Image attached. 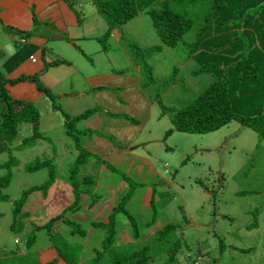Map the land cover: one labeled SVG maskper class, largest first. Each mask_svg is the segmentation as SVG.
Instances as JSON below:
<instances>
[{"label":"rangeland","instance_id":"obj_1","mask_svg":"<svg viewBox=\"0 0 264 264\" xmlns=\"http://www.w3.org/2000/svg\"><path fill=\"white\" fill-rule=\"evenodd\" d=\"M57 3L60 2L47 5L39 13L34 10L29 16V27L23 26L27 31L1 18L0 72L8 79L37 76L53 93V102L71 117L98 106V101L103 104L102 94L110 93L113 101L120 95L133 94L135 82V98L137 88L146 94L153 118L145 126L130 120L127 128L122 126L125 121L119 120L115 122L119 128L109 129L102 122L103 113L96 112L77 123L73 134L77 137V132H81L78 138L85 150L81 153L84 161L71 177L80 149L67 135L60 110L51 108V101L36 88L34 80L8 82L5 89L9 95L32 102L38 109V128L45 139H37L24 149H11L17 162L11 166L9 185L2 188L7 198L0 201V264L48 261L47 252H41L50 247L49 234L36 227L55 216L59 220L52 229V234L56 232L54 240L78 264H124V259L128 264L135 252H144L146 257L150 254L149 264H164L171 256L172 264H187L196 255L203 256L202 264L264 263V137L238 120L213 132L174 130L165 136L172 125L173 111L193 102L213 79L207 72L193 73L199 64L187 57L205 16V2L172 3L178 14L195 20L184 35L185 41L175 47L159 41L151 18L143 13L100 39L107 24L97 11L95 0L64 3L80 12L79 29L62 24L70 19L66 18L68 12L63 16L62 11L56 10ZM64 28L69 33L62 32ZM52 30L60 36L50 35ZM103 44L107 49H103ZM153 44H160L161 51L141 57L133 51L136 46L147 48ZM30 55L35 62L29 59ZM55 58L67 63L46 66L45 62ZM157 58L161 63H155ZM143 61L155 64V69L146 71ZM134 104L137 108L143 106L140 99ZM157 117L162 120L160 124L155 123ZM30 131L31 125L20 124L15 139ZM36 157L52 160L54 183L44 198L41 191L31 193L15 216L14 201L20 198L21 191L48 179L46 167L24 170ZM7 158L8 154L0 149V163ZM5 173V169H0V176ZM72 179L77 183L76 190ZM146 190L152 192L151 206L145 205ZM129 192L132 197L126 208L136 224L131 226L125 217L130 227L128 238L126 230L118 226L123 215L116 214L112 252H102L101 260L96 261L95 251L103 250L102 240L112 231L104 223L111 219L113 201L117 198V204ZM126 220L121 222L126 224ZM166 224L174 228L162 236L153 235ZM31 232L36 241L26 249L25 240ZM189 254L191 257H187ZM109 256L125 258L117 261ZM56 264L62 263L58 260Z\"/></svg>","mask_w":264,"mask_h":264},{"label":"trees","instance_id":"obj_2","mask_svg":"<svg viewBox=\"0 0 264 264\" xmlns=\"http://www.w3.org/2000/svg\"><path fill=\"white\" fill-rule=\"evenodd\" d=\"M202 1L206 5L205 16L201 18L198 34L192 41L193 48L188 51L187 57L199 64L192 71L193 73L207 72L213 75V79L193 102L173 111L171 115L172 126L166 130L165 136L167 137L174 130L187 133L213 132L232 120H238L241 124L256 131L260 137H264V0ZM173 2L174 0H103L99 2L95 0L96 9L99 13L101 12L100 14L107 24L105 33L100 39H103L105 35L109 36L113 29L125 25L136 15L143 13L151 18L152 28L161 43L167 44V47H175L179 43H183L185 41L184 35L190 30L195 20L190 16L185 17L174 11L172 9ZM75 14L77 21L80 20L78 15L80 12L75 11ZM134 44L131 46H135ZM139 47L136 46L133 51L139 53L140 57L144 56L145 53L150 55L161 51L162 48L160 44H153L147 48L141 45ZM103 49H107L106 44H103ZM41 53L44 54V50ZM45 63L48 67H55L58 64L67 63V61L55 58ZM155 63L161 62L157 58ZM142 65L146 71L155 69V64L150 65L147 61H143ZM180 66L182 67L183 64ZM173 71H176V68ZM150 76V74L147 75L146 79H149ZM22 79L34 80L36 88L51 101V108L60 110L67 135L73 138L74 144L80 149L71 169V177L74 176L75 169L83 163L84 159L81 153L85 151L79 143L78 134L81 132H77V137L73 134L76 131V124L88 120L97 111L102 110L101 106L87 108L82 113L71 117L61 109L59 103L53 102L55 99L53 93L49 87L40 83L37 76L20 75L17 78L8 79L0 72V149L8 154L7 160L0 163V169L6 170L5 175L0 176V201L7 198V194L2 192V188L9 185L12 178L11 166L17 162L16 158L11 156V149H24L34 145L37 139H45L38 128V109L32 102L13 98L5 89L8 82L13 83ZM23 123L31 125L30 133L15 139L18 136L19 126ZM43 167L48 168L47 181L21 191L20 198L14 201L15 216L31 193L41 191L42 197H46L48 188L55 180L52 160L47 157H36L24 166V170L31 172ZM73 181L72 179L71 184L76 190L77 183ZM131 197V192H129L117 201L111 210V219H108L109 221L104 224L110 225L112 229L116 222V214L119 213L123 215V218L129 219L131 226H135V218L130 215L126 208ZM78 206L77 204L74 208L77 209ZM58 220L59 216H55L43 226L36 227L37 230L46 229L49 234L50 245L57 251L56 258L42 264H56L59 259H62L66 264H78L71 258L70 254L64 253L62 247L54 240L56 232L54 231L52 234V229ZM95 224L102 225L101 223ZM57 228L58 226H56ZM171 228H174L172 224H166L162 229L156 230L153 235L160 233L159 236H162ZM114 236L115 232L112 229L103 238V250L95 251L96 261L101 260L102 252L106 250H109V253L112 252L110 247L113 244ZM35 241L36 237L31 232L25 240L26 249L33 246ZM79 245L80 255L82 245L80 243ZM220 246L221 249L224 247L223 242L220 243ZM131 255L128 262L133 264H149L151 258L150 254L146 257L144 252H135ZM187 257H191V254ZM111 258L122 261L125 257L123 259L121 257ZM202 259V255H196L187 264H202ZM172 260L171 256L164 264H172ZM123 262L127 264L125 259Z\"/></svg>","mask_w":264,"mask_h":264},{"label":"crops","instance_id":"obj_3","mask_svg":"<svg viewBox=\"0 0 264 264\" xmlns=\"http://www.w3.org/2000/svg\"><path fill=\"white\" fill-rule=\"evenodd\" d=\"M42 2H44V3L41 4ZM54 2H60V3L56 4L57 5L56 10L62 11L64 13L63 16H66L65 12H68L66 18L68 17L70 20L67 22H63L62 24L64 25L65 23H67L66 27L71 26V28L75 27L76 29L77 28L79 29L80 24L78 23L77 19H75V16L73 13L76 10L73 7H69L67 4H64L65 2H67V0H40V2H39V0H0V22L2 23V21H3L6 23L10 22L12 24H18V29L23 30V31H27L26 29H28V28L23 29V26L29 27V25H30V20H29L30 14L31 15L34 14L33 13L34 10H36V12L39 13L41 10L44 9V7H46L47 5L54 3ZM61 2H63V4ZM25 17H28L27 20H24ZM77 25H78V27H77ZM62 32L67 33L68 31L66 30V28H64L62 30ZM50 33H51L50 35H53L56 37L60 36V33H54L53 30L50 31ZM164 49H167L166 46ZM41 52H42V50H41ZM109 85L112 87L117 86L115 84H109ZM123 85H124V83H123ZM97 87H99V86H97ZM132 87L134 90L133 94L126 95V96L120 95L116 98L115 101H113V96L110 95V93H107V95L102 94L101 99H104L103 104H101L98 101V106H102V108H104V110L97 111V113H103L101 116L102 122L106 123L107 128H109V129L119 128L118 125L115 124V122H117L119 120L125 121L122 124V126L124 128L128 127V126H126V124H128L130 120H133V121L135 120L138 122V124L144 125V126L148 120H149V122L152 121L153 116H150V109H148V103H150V100L147 99L148 97L146 96L145 93L141 94L140 89H138V88H137V92H139V93H137V98H135V95H136V93H135L136 83L135 82H134V85ZM139 99L143 102L142 108H137L134 104L135 100H139ZM112 106H114V107H112ZM130 115H132V117ZM105 119H106V121H105ZM156 119L157 120L155 123L160 124V122L162 120H160L159 117H157ZM140 121H141V123H139ZM126 151H128V150H125V152ZM125 152H124V154H125ZM151 193L152 192H150L149 190H146V192H145V199H146L145 205H147V206L152 205L151 204L152 201L150 199ZM116 199L113 201V207L115 206L114 202L116 201ZM110 203L112 204V202H110ZM86 207H90V205H87ZM124 219L126 220V218H121V221ZM121 221L118 222L119 223L118 226H119V228H122V230L123 229L126 230V234L128 237L129 228H130L129 223L127 220H126V222H127L126 224H124V222H121ZM47 249H49V250H47ZM47 249L43 250L41 252V253H44V251L47 252V255H46L47 260H51V259H54L57 257V252L54 248H53V252H52L51 245ZM40 250H42V249H40ZM59 261L62 264H65L62 259H59Z\"/></svg>","mask_w":264,"mask_h":264},{"label":"clouds","instance_id":"obj_4","mask_svg":"<svg viewBox=\"0 0 264 264\" xmlns=\"http://www.w3.org/2000/svg\"><path fill=\"white\" fill-rule=\"evenodd\" d=\"M31 57L34 59V61H32V60H31ZM29 59H30L32 62H35V60H36V59H35V57H34V56H32V55H31V56H29Z\"/></svg>","mask_w":264,"mask_h":264},{"label":"built area","instance_id":"obj_5","mask_svg":"<svg viewBox=\"0 0 264 264\" xmlns=\"http://www.w3.org/2000/svg\"><path fill=\"white\" fill-rule=\"evenodd\" d=\"M31 60L34 61V59L31 57Z\"/></svg>","mask_w":264,"mask_h":264}]
</instances>
